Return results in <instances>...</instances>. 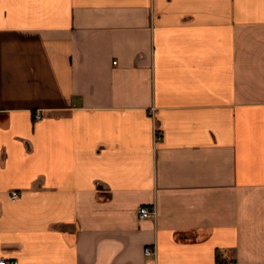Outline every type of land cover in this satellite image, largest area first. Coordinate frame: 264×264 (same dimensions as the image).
<instances>
[{"label":"crops","instance_id":"0c3cea01","mask_svg":"<svg viewBox=\"0 0 264 264\" xmlns=\"http://www.w3.org/2000/svg\"><path fill=\"white\" fill-rule=\"evenodd\" d=\"M0 256L264 264V0H0Z\"/></svg>","mask_w":264,"mask_h":264},{"label":"built area","instance_id":"2783aa9c","mask_svg":"<svg viewBox=\"0 0 264 264\" xmlns=\"http://www.w3.org/2000/svg\"><path fill=\"white\" fill-rule=\"evenodd\" d=\"M17 196V191H12L11 197ZM137 214L139 217H153L155 215V208L147 205H138ZM145 254H154V246H147L144 248ZM0 264H16V259L14 257H4L0 256Z\"/></svg>","mask_w":264,"mask_h":264}]
</instances>
